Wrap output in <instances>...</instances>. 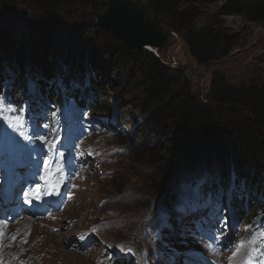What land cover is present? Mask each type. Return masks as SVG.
I'll use <instances>...</instances> for the list:
<instances>
[{
    "label": "rangeland",
    "instance_id": "1",
    "mask_svg": "<svg viewBox=\"0 0 264 264\" xmlns=\"http://www.w3.org/2000/svg\"><path fill=\"white\" fill-rule=\"evenodd\" d=\"M102 2L96 6L91 3L83 4L82 1L79 4L71 3L73 12L70 7L62 6L64 9H60V13L58 11L55 13L59 17V21L57 17L55 19L52 16V20H55L54 22L50 21L53 23L51 25L50 23L44 24L45 14L43 11H38L36 5L28 1L0 0V38L4 46L13 49V54L20 52V42L25 40L27 43V40L32 37L33 42H37L38 46L47 45L53 55L55 54L54 50H58L55 59L57 68L59 66L61 68L57 74L58 78L64 76V70L68 67L65 62L66 57L68 53L72 57V49L77 44L78 48L85 46V50L89 49L87 55L85 54V59L88 58L89 53L91 58H97L100 64L106 66L109 71L105 75L106 80L103 81L99 89L103 95L99 104L105 106L103 112L88 107L81 116L85 121L84 125L79 121L75 122L76 127L69 129H66L64 125L66 135L59 140L52 138L53 131L49 129L52 122L39 124L34 130L36 134L43 132L41 139H34L35 148L40 146L42 149L41 143L45 142L47 138L52 139V147L42 153L41 157L45 160L40 164L39 170L31 175L34 176L33 187L26 191L25 184L22 187L21 194L25 195H21L17 209L19 212L13 216V220L16 219V221L12 220L14 224L7 227L4 258L14 264H26L28 258L34 260L44 258L43 264H51L52 261L58 264L55 261L54 255L56 254L53 248L44 241L39 233L41 225H35L32 220L26 219V217L33 210H40L31 215V219L39 215V220L49 225H54L57 222L56 212L58 209L51 210V206L54 204L46 206L41 203L35 196L34 185L39 182L38 178L42 171L44 174H48L54 169H62L72 174V177L78 181L79 188H85L77 194L73 202L63 212H67L64 216L67 220L60 221L61 228L58 231L54 233L53 230L45 226L42 229L46 239L50 240L52 245L54 244L53 247L69 252L67 249L82 244L79 241V236L83 229L89 228L92 223L101 222L105 234L101 238L111 243L115 242L116 254L114 257L122 264H128L130 258H133L135 264H156L160 253L163 257L160 261L161 264H204L202 258L194 250L207 258L206 264H248L252 261L254 252L257 250V242L264 238V199H262L261 193L252 195V202L260 200L259 206L241 216L239 220H234L231 217L233 212L229 209V199L226 198V194L223 197L224 202L221 208V212L225 213L227 218L225 221L218 220L214 210L189 203L190 188L196 190L205 187L211 192L214 189L212 185L220 180L223 167L230 169L232 161L229 166H227L228 164L220 165L217 162L210 166L203 164L200 169L185 173L179 180L174 181L170 188V194L157 192L152 180L159 176L160 169L165 162L156 166L148 163L147 160L140 161L137 159L135 148L144 144L147 139L153 140L154 138L158 148L168 151L173 143L171 135L168 138L170 127L166 125L165 129L158 131L149 129V127L152 128V124L154 125L155 113L150 117V115H145L142 110V102L149 97L144 77L140 70L133 68L131 63H126L127 55L119 43L122 41L97 24L98 16L107 7V5L102 6ZM222 5L223 1L211 0L203 3V10L208 15L215 14L227 26L242 35L243 39L239 47L229 57L208 64H199L191 55L183 38L173 31L171 32L172 39L168 45L160 52L155 49L158 52L156 55L166 63L165 66L172 71L180 72L182 77L190 83L193 94L204 101L215 75H222L230 86L236 89L250 83L258 88L264 85V25L248 21L239 15H228ZM46 31L50 33L44 34ZM12 33L19 39L16 45L10 43L12 42ZM49 40L53 42L54 47L50 46L51 41L47 42ZM65 48L68 49L66 52H64ZM146 51L148 52V50ZM77 53L78 51L75 54ZM15 59L13 56L12 65H8L14 69L17 66ZM85 67L88 66L85 65ZM98 70L100 75L106 72L101 68ZM133 70L137 71L134 81ZM10 71L9 67L6 73L4 72L3 82L5 80H10V83L14 81L15 77L8 74ZM29 79L34 80L31 74L26 76V83L29 82ZM24 81L18 87L31 95L28 93V88L31 89V85H25ZM58 83L62 87L64 86L60 80ZM177 90L175 88L173 91ZM24 96L22 93L18 95L17 93L4 92L1 100H5L6 103L15 98L22 99L23 102L21 106H14L9 111L0 110V114H9L11 122L20 121L28 106V100L23 99ZM95 98L94 95L91 99ZM68 117L69 107L66 106L64 108L65 122ZM120 120L121 123L117 122ZM17 135L11 142L12 147L1 152L6 160H11V166L7 165L6 170L15 168L19 163L26 164L23 171L21 170L26 178L25 170L32 163H28L29 161L17 162L16 157L19 158V151L27 152L24 147L27 145V139L25 135ZM174 138L178 139L179 135L175 134ZM90 150L97 153L99 157H94L95 160H93V158L77 157L76 155ZM29 159L37 162L35 156H30ZM261 160L264 164V158ZM245 167L246 185L252 181L249 176H254L255 173L257 180L261 179L264 184V165L261 166L263 168H259L255 164L245 165ZM221 175L226 182V175ZM1 179L4 180L3 177ZM222 190L226 191L227 187ZM230 191L232 193V190ZM172 193L174 196L170 197L169 195ZM167 195V200L171 198L169 203L164 202ZM185 197L187 199H184ZM226 209L229 211L226 212ZM253 214H255L254 222L250 225L251 227H248V222L244 220L247 215ZM22 215H24V219L20 217ZM72 215L76 216L78 221L77 224L69 225V221H73L70 219ZM205 218L211 220L210 227H206V224L203 223L202 233L194 234L193 232L195 236L190 239V231L195 229L196 224ZM254 225H262L263 229L256 227L254 231L252 227ZM67 226H72V229L67 230ZM160 230L167 231L170 235V231H173L176 240L171 244L167 243L165 237L169 235L159 233ZM251 231L254 232L249 237ZM59 233H64L63 238L54 240ZM23 235H29L31 241L29 243L28 241L15 242L16 237L21 238ZM96 239L98 238L96 237ZM96 239L92 242L95 249L98 248ZM177 240H181L180 243L189 240V244L178 246ZM191 246H194L195 249H191ZM238 247L239 251L237 252ZM102 249L103 245L91 256L71 250L70 262L67 264H94L93 257L103 254ZM170 250H174L175 254ZM109 251L114 252L111 249ZM234 253L236 254L234 255ZM173 256L175 259L172 261ZM51 257L53 258L51 259ZM256 261L259 264H264V256ZM33 264L36 262L34 261Z\"/></svg>",
    "mask_w": 264,
    "mask_h": 264
},
{
    "label": "trees",
    "instance_id": "2",
    "mask_svg": "<svg viewBox=\"0 0 264 264\" xmlns=\"http://www.w3.org/2000/svg\"><path fill=\"white\" fill-rule=\"evenodd\" d=\"M23 1H28L36 5L38 11H43L44 24L54 22L56 17L58 20L59 17L55 13L57 11L60 13L59 10L64 9L62 6L70 7L73 12L71 3L79 4L82 1L83 4L91 3L96 6L102 2V0ZM144 1L155 7L169 30L183 38L191 55L199 64H208L229 57L243 39L239 32H235L215 14L208 15L203 10V3L211 0ZM219 1H223L222 7L228 15H239L248 21L264 25V0ZM50 24L53 25V23ZM49 33L46 31L44 34ZM18 42L19 39L12 33L10 43L16 45ZM51 43L50 46L54 47L52 41ZM119 43L127 55L126 63H131L133 68L140 70L144 77L149 97L142 102V110L150 117L155 113L154 125L151 120L152 128L149 127V129L158 131L165 129L168 125L170 127L168 138L170 135L173 138L172 146L168 151L158 148L154 138L153 140L147 139L144 144L135 148L137 159L140 161L147 160L148 163L156 166L165 162L160 169L162 173L152 180L157 192L170 194L174 181L179 180L185 173L200 169L203 164L210 166L217 162L220 165L228 164L229 166L232 161L231 168L223 167L221 172L226 175V182L220 174V180L212 185L214 189L211 192L208 188L200 189L199 195L202 196L203 203L220 208L223 197L227 194L229 206L234 210V215L238 217L258 207L260 200L252 202V195L261 193L264 199V184L261 179L257 180L255 173L254 176H249L252 181L250 180V184L246 185L247 180L244 176L247 175L245 165L255 164L259 168H263L261 166L264 165L261 160L264 158V85L258 88L250 83L236 89L231 87L222 75H215L204 101L193 94L190 83L182 77L180 72L167 68L153 53L137 51L127 47L123 42ZM19 45L20 52L13 54V49L4 46L0 38V96L4 92L25 95L23 99L28 100V106L23 116L29 118L31 123L20 120L18 125L13 124L9 114H0L8 129L13 126L22 128L35 124L45 115V109L49 105V108L54 109L57 124H61L60 115L65 104L68 106L74 103L72 116L82 114L81 108L88 103H96V111L105 110V106L99 104L103 96L99 89L109 71L106 66L100 64L97 58V60L91 58L89 53L88 58L85 59V54L87 55L89 49L85 50V46L80 49L75 44L72 57L69 53L66 57L65 62L68 67L64 70V78H57L59 70L61 71L60 66L57 68L55 61L58 50H54L53 55L47 45L38 46L37 42H33V37L28 39L27 43L23 40ZM67 50L65 48L64 52ZM77 51L78 53L75 54ZM13 56L16 58V69L8 66L12 65ZM9 67L11 71L8 74L15 77L12 83L10 80L3 82L4 72L6 73ZM98 68L106 72L100 75ZM136 70H133V81L137 77ZM28 74H31L34 80L29 79L26 83L25 78ZM59 80L63 82V87L58 83ZM22 81L25 85H31V90L28 91L31 95L18 87ZM175 88L178 90L174 92ZM91 94L96 96L97 101L86 100ZM12 101L6 103L5 100L0 99V110L9 111L14 106H21L23 102L19 98ZM119 122L121 123V120ZM175 134L179 135L178 139L174 138ZM225 187L227 190L223 191ZM230 189L237 190L233 196H231ZM205 193L210 194L212 200H207ZM189 194V200L193 199L191 188ZM169 196H174V194ZM167 198L168 195L164 202L169 203L171 198L168 200ZM219 216L222 217V215ZM254 218L255 214L247 215L244 221L251 224ZM194 231H202L201 224H197Z\"/></svg>",
    "mask_w": 264,
    "mask_h": 264
},
{
    "label": "water",
    "instance_id": "3",
    "mask_svg": "<svg viewBox=\"0 0 264 264\" xmlns=\"http://www.w3.org/2000/svg\"><path fill=\"white\" fill-rule=\"evenodd\" d=\"M106 10L98 16L97 24L110 31L127 47L146 51L151 45L159 52L170 42L169 30L153 5L144 0H105ZM174 32V31H173ZM155 49H149L164 65Z\"/></svg>",
    "mask_w": 264,
    "mask_h": 264
},
{
    "label": "bare ground",
    "instance_id": "4",
    "mask_svg": "<svg viewBox=\"0 0 264 264\" xmlns=\"http://www.w3.org/2000/svg\"><path fill=\"white\" fill-rule=\"evenodd\" d=\"M145 49H147V50H149V49H156V48H153L151 45H146L145 46ZM31 89L29 88V90L28 91H30ZM54 118H55V116H54ZM20 120H25L26 122H28V123H31V120L29 119V118H27V117H25V116H22V118L20 119ZM10 122V121H9ZM19 122L20 121H15V122H12L13 124H19ZM7 124H8V121H7ZM33 129H36L37 128V125L36 124H31L30 125ZM22 128H24V127H22ZM1 129L5 132V133H7V135L9 134H12V133H16V131H8V128L6 127V123H1ZM46 176H51V172H49L48 174H45ZM52 180H55V182H61V186H62V188H68V187H70V182H69V180H67V179H65L64 178V180H61V178H60V175L58 174V172L52 177ZM231 190V189H230ZM75 191H77L76 193H75ZM81 190H80V188H78V187H71L70 188V190L66 193V195H65V199H66V204H65V206L62 208V210H61V214H63V212L65 211V209L68 207V205L71 203V202H73V200H74V198L77 196V194L80 192ZM229 191V190H228ZM52 201H53V203H57V198H55V197H53V199H52ZM43 211V210H42ZM23 223V222H22ZM26 223V222H25ZM27 224V223H26ZM44 226L45 227H47V228H49L50 230H53V229H57V226H54V225H49V224H47L46 222H44ZM75 224V221H69V225H74ZM23 226H24V224H23ZM26 226V225H25ZM66 229L67 230H71L72 229V226H67L66 227ZM16 236V235H15ZM63 236H64V233H59L57 236H56V238L54 239V240H61L62 238H63ZM13 238V237H12ZM92 242H94V239H93V241ZM92 246V245H91ZM11 247V246H10ZM67 250H69V252H65V251H63V250H59L57 253H56V255H54V257H55V261L58 263V264H67L68 262H70L69 261V256H70V254L72 253V251L71 250H74V249H67ZM11 253V252H10ZM15 253V252H14ZM20 255V254H19ZM53 257H51V259H52ZM37 262H38V264H43L44 262H45V259L43 258V259H40V260H37ZM51 264H56V263H54L53 261H52V263Z\"/></svg>",
    "mask_w": 264,
    "mask_h": 264
},
{
    "label": "snow or ice",
    "instance_id": "5",
    "mask_svg": "<svg viewBox=\"0 0 264 264\" xmlns=\"http://www.w3.org/2000/svg\"><path fill=\"white\" fill-rule=\"evenodd\" d=\"M36 198H39L38 196L36 197ZM13 239H15V237H13ZM241 243H243V242H241ZM239 251V247L237 248V252ZM236 253H234V255H235Z\"/></svg>",
    "mask_w": 264,
    "mask_h": 264
}]
</instances>
